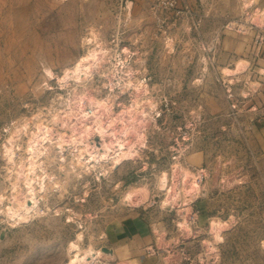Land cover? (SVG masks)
I'll list each match as a JSON object with an SVG mask.
<instances>
[{"label":"rangeland","instance_id":"374dc122","mask_svg":"<svg viewBox=\"0 0 264 264\" xmlns=\"http://www.w3.org/2000/svg\"><path fill=\"white\" fill-rule=\"evenodd\" d=\"M99 45L104 71L61 85L58 76ZM119 59L131 78L113 68ZM107 70L119 85L111 88ZM135 78L140 91L123 85ZM89 92H111L124 115L155 103L144 143L103 171L85 170L80 146L63 153L47 143L36 160L40 210L26 222L0 214V264H67L71 241L104 249L94 264H264V0H0V196L10 194L36 123L54 126L55 111ZM22 122L8 170L4 145ZM179 166L199 185L186 211L191 178L181 183ZM141 185L146 200L126 202ZM169 191L175 204L165 202ZM122 222L132 223L131 237L117 238Z\"/></svg>","mask_w":264,"mask_h":264},{"label":"bare ground","instance_id":"6f19581e","mask_svg":"<svg viewBox=\"0 0 264 264\" xmlns=\"http://www.w3.org/2000/svg\"><path fill=\"white\" fill-rule=\"evenodd\" d=\"M87 54L88 57L81 60L79 64L75 66V69L68 68L64 74L58 76V81L61 85H67L71 79H76L80 83L90 81L93 79L95 71L96 73L104 71L101 63H103V59L106 55L105 47L100 45L98 47H88ZM107 56L109 58L111 57L110 55ZM118 61L119 62L115 61L113 68L115 70L121 68L124 70V72L127 70V75L129 78H131L132 73H130V70L132 68L129 65H126V69H124V61L120 59ZM119 65H121V67H118ZM110 74V71L107 70L105 76L109 80V85L112 88L118 83L113 81V78ZM123 85L125 87L131 86L135 91H140L139 89L143 87L138 78H135L132 81L129 80V82H125ZM133 104L134 103H132V105ZM113 105L114 98L111 92L107 93L105 97L99 98L98 100H95L89 92L88 97L82 98L79 103L69 107L70 109L66 113H63L62 111H55V113L52 115V124L62 128L63 130L68 129V132L59 131L54 126H49L48 124L36 123L35 129L32 130L28 136L26 145L27 156L19 161L14 171V176L12 178L9 177L8 183L10 184V194L8 193L9 195L0 196V214H4L11 220L26 222L28 219L29 210H40L38 205V200L40 198L37 195V187L41 186V181L38 180L35 174L36 169L39 167L36 160L44 151H46L47 143L56 142L60 148V151L63 153L67 151L71 152V150H74L77 146H80L78 156L81 159L82 165L85 167L86 171H89L90 167L97 165H99V171H103L104 165L102 163L109 160H113V166L117 167L125 159H134L138 154L139 148L145 140L144 126L146 125V121L149 117L147 111L153 110L155 103L152 101L148 102L147 108H150V110H138L136 105L135 108L131 110L128 109L129 111L126 115L123 114L124 112L115 113ZM88 106L90 109H88ZM15 125L9 133V136L6 140L7 142L4 145L5 153L7 154L8 170L11 165L14 164L16 156V141L18 138H20V135L25 132V122H22L16 126ZM61 160H63V158ZM179 169L180 177L182 178L181 183L186 182L187 179H190L191 177H194V175L188 169L181 166H179ZM9 172L10 171H8V174ZM166 176V172L161 173L158 179L159 188H165ZM191 179L186 183L190 185L189 189L192 188V191H190L188 194H181L183 197L182 200L184 202L182 204V211H186V209H188V201L199 188L196 180ZM20 181L25 183L27 186L26 190H22V188L19 187ZM187 184L185 185L187 186ZM170 191L167 192L169 194L165 198V202L169 205L175 204L179 199L178 192H174L173 194L171 193L170 196ZM147 196V186H132L125 195V201L132 204L134 203L135 198V201L140 203L144 202ZM184 214L186 213L184 212ZM184 214L183 216H185ZM184 219L185 217L183 220ZM184 223L185 221L182 224ZM216 228L219 231V228ZM214 232V237L216 240L214 238L213 239L217 241V239L220 238L218 234L219 232L217 233L216 230ZM81 238L82 234L79 232L77 239L81 240ZM68 250L72 254L70 261L67 264H94L95 261L104 260L102 259V256L104 255V252H106L104 249L97 251L91 245L81 247L77 242L74 241H71L68 244Z\"/></svg>","mask_w":264,"mask_h":264},{"label":"crops","instance_id":"0c3cea01","mask_svg":"<svg viewBox=\"0 0 264 264\" xmlns=\"http://www.w3.org/2000/svg\"><path fill=\"white\" fill-rule=\"evenodd\" d=\"M123 224H121V226L119 228H117V232H116V236L119 239H126L132 236L133 230H131L132 228V223H126V222H122ZM136 229L139 227V223L135 222L134 223ZM138 230V229H137ZM116 240V238H114Z\"/></svg>","mask_w":264,"mask_h":264}]
</instances>
